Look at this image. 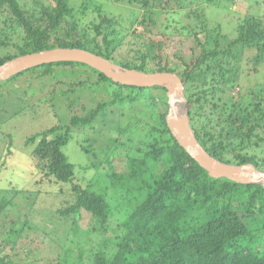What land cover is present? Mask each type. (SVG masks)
<instances>
[{
    "label": "trees",
    "instance_id": "1",
    "mask_svg": "<svg viewBox=\"0 0 264 264\" xmlns=\"http://www.w3.org/2000/svg\"><path fill=\"white\" fill-rule=\"evenodd\" d=\"M22 1L0 0V66L27 54L62 48L90 52L125 70L144 74H177L187 102L193 103L196 109L189 114V121L201 147L219 162L237 166L251 164L264 172V154H255L256 149L261 147L258 142L264 143V138L257 132L264 122V109L254 106L253 111L259 117L254 115L253 118L251 112L242 116L248 109L243 107L242 101L229 107L228 102L222 103L220 108L216 105L210 108V114H217V110L222 114V110L228 107L229 113L223 122L240 133L241 147L238 152H235L237 147L226 144L231 145L230 153H226L224 142L230 139V134L225 128L217 132L209 128L213 122L203 124L198 113L204 105L202 99L205 96L212 94L213 102L214 95L226 93L224 88L229 81L228 74L233 72L226 67L235 58L233 51L237 47L255 50L254 66L263 62L264 24L256 15L239 22L236 38L222 49L219 41L222 33L217 31L218 27L208 25L203 5L219 7L224 0H126L128 4L140 8L137 15L132 11L130 25L137 23L147 28V23L161 22L164 29L174 34L190 32L201 57L190 63L180 56L175 57L184 67L182 72L177 73L160 56L162 43H149L144 50H137L132 59L116 60L119 48L129 33L121 28L118 17L105 14L98 5L94 7L97 23L80 18L88 10L86 4L90 1L94 3L93 0H80V6L71 3L72 0H31L30 5ZM184 19L189 22L184 23ZM192 20L200 25L206 39L210 37L209 49L207 42L199 40L200 32L190 25ZM79 68L96 74L101 85L112 88L114 99L120 104L137 102L146 92L159 90L164 99L158 98L156 102L152 99L154 110L160 102L168 106L164 88L115 84L96 70L79 63L45 64L24 72L33 70L29 73L32 75L38 69L41 70V77L51 78L70 74ZM190 69L193 71L189 72ZM198 70L201 72L198 73ZM208 80L212 82L208 83ZM73 84L84 85V82ZM232 84L228 85L231 87ZM255 100L260 104L261 100L256 97ZM109 103L114 104L115 100ZM107 105V102H100L89 116L80 118L73 115L68 125L51 126L25 141L26 145H35L32 158L36 161L37 173H40L39 179L32 181V185L43 186L44 182L47 185L60 182L69 185L72 201L62 195V206L55 209L61 223L68 224L74 233L84 236L87 244L91 243V234L97 232L100 235L96 243L89 245L85 256L81 252L72 259V252L66 249L62 264H264V240H261L264 237V186L210 178L170 134L165 123L166 111L150 115L155 123L148 126L151 136L149 150L140 160L130 158L127 172L108 176V183L99 180L90 181V185L89 181L74 182V165L63 152L71 138V129L79 124L89 126ZM244 127L248 132H243ZM252 137L256 139L253 151L250 150L253 147L251 143L249 146L244 143L245 139ZM79 147L88 152L81 145ZM158 162L162 164V170L157 169ZM84 168L93 170L94 174L97 170L94 166ZM10 190L15 195L23 192L32 194L31 198L38 195L31 186L23 190L11 187ZM11 203L12 199L8 200L7 196L0 197V224L2 213ZM115 209L119 210L121 220L115 228H110L109 219ZM83 215L91 220L92 226L87 230L79 227V219ZM27 216L10 220L0 233V264H14L9 253L3 255V249L16 245L23 232L30 228Z\"/></svg>",
    "mask_w": 264,
    "mask_h": 264
},
{
    "label": "rangeland",
    "instance_id": "2",
    "mask_svg": "<svg viewBox=\"0 0 264 264\" xmlns=\"http://www.w3.org/2000/svg\"><path fill=\"white\" fill-rule=\"evenodd\" d=\"M30 1L23 0L22 2L30 5ZM93 1L94 3L90 1L86 4L88 10L82 14L84 17L80 15V18L87 22L96 21L97 23L94 7L98 5L105 14L118 17L121 20V28L124 27V30L129 33L119 48L116 60L132 59L137 50H144L149 43H162L160 56L163 60H167L168 66L174 68L177 73L182 72L184 67L175 57L180 56L187 63L196 62L201 57L200 49L190 36V32L174 34L171 30L164 29L161 22L151 23L152 25L146 22L147 28L137 23L130 25L132 11L137 15L140 8L128 4L126 0ZM71 3L80 6V0H72ZM203 8L204 19L208 25L212 28L218 27L217 31L222 33L219 39L222 49L236 38L239 22L245 18L249 20L251 17L248 16L256 15L257 19L264 24L263 0H236L235 3L224 0L220 2L219 7L205 4ZM183 22L187 24L189 21L184 19ZM190 25L200 32L199 40L202 43L207 42V49H209L210 37L206 39L205 34L200 30V25L195 21L192 20ZM233 53L235 58L231 59L226 67V69L233 70L228 74L229 81L224 88L226 93L214 95L213 102L212 94L205 96L202 99L204 105L198 111L199 120L202 118L203 124L213 122L209 124V128H213L216 132L225 128L226 133L230 134V139L227 142L224 141L226 153L231 152V145L237 147L235 152H238V148L241 147V137L238 138L240 133L235 127L223 122V118L229 113V105L242 101L243 107L248 108L242 116H247L251 112L253 118L254 115L259 117L257 112L253 111L254 106L259 105V109H264V60L254 66L255 50H244L237 47ZM161 64L163 65L164 62L161 61ZM202 69L205 67L202 66ZM35 70L32 75L29 73L33 70L0 82V197L5 195L8 200L12 199L11 205L2 213L0 233L7 227L10 220L24 219L26 214H28L27 220L30 224V228L23 232L22 238L16 245H8L3 249V255L9 253L14 264H62V255L66 249L72 252V259L77 258L81 252L85 256L89 245L96 243L100 235L97 232L91 234V243L87 244L84 236L79 232L74 233L68 228V224L61 223L55 209L62 206L64 200L62 195H65L66 200L72 201L69 185L61 182L50 185L44 182L43 186L32 185V181L39 179L40 173H37L36 161L32 158L35 145H26V139L51 126L68 125L73 115L80 118L89 116L100 102H107L108 105L98 113L89 126L79 124L78 127H72L71 138L63 148V152L69 162L74 165L75 183L79 184L81 180L89 181V185L92 180L108 183V176H119L127 172L130 158L140 160L144 157L151 141L148 126L155 123L150 115L153 112L162 114L166 111L167 113L168 106L160 102L154 110L152 99L156 102L158 98L164 97L159 90L149 92V94L146 92L137 102L120 104L114 99L112 88L101 85L97 81L96 74L84 69H75V72L71 69L72 73L66 74L67 76L60 74L51 78L41 77V70ZM192 71L189 70V72ZM200 72L198 70V73ZM78 82H84V85L73 84ZM211 82L208 80V83ZM230 82H233L231 87L228 85ZM165 95L167 97V93ZM182 97L183 101L175 105L177 114L187 116L189 119V114L196 109L193 103L187 102L184 90ZM255 97L261 100L260 104L257 103ZM112 100H115L114 104L109 103ZM222 103H228V107L222 110V114L218 110L217 114L209 113L213 105L220 108ZM220 116L222 120L218 119ZM236 125L239 126L238 123ZM263 125L257 132L264 138ZM243 132H248L247 128L244 127ZM255 142L254 137L244 140L246 145L249 146L251 143L253 146H250L251 151L256 148ZM227 143L231 145L227 146ZM258 144L261 147L256 149L255 154L260 152L263 155L264 143L258 142ZM80 145L88 152L82 150ZM90 166L97 168L95 174L93 170L84 168ZM156 167L158 170L163 169L160 162L156 164ZM30 186L38 193L37 198H31L32 194L26 192L15 195L14 191L10 190L11 187L23 190ZM119 220H121V214L118 209H115L112 218L109 219L110 228H115ZM79 225L81 230H87L92 226L87 215L80 217ZM261 240H264V237Z\"/></svg>",
    "mask_w": 264,
    "mask_h": 264
},
{
    "label": "water",
    "instance_id": "3",
    "mask_svg": "<svg viewBox=\"0 0 264 264\" xmlns=\"http://www.w3.org/2000/svg\"><path fill=\"white\" fill-rule=\"evenodd\" d=\"M79 63L86 65L115 84L136 88L163 87L167 93L168 111L165 123L178 145L192 158L210 178H225L237 184H260L264 186V172L251 164L230 165L211 157L198 143L189 125L187 116L177 114L176 103L183 101V84L173 73L144 74L134 70H125L111 62L80 49H52L27 54L12 59L0 66V82L34 67L53 63Z\"/></svg>",
    "mask_w": 264,
    "mask_h": 264
},
{
    "label": "clouds",
    "instance_id": "4",
    "mask_svg": "<svg viewBox=\"0 0 264 264\" xmlns=\"http://www.w3.org/2000/svg\"><path fill=\"white\" fill-rule=\"evenodd\" d=\"M177 75V74H176ZM190 125V124H189ZM191 128V127H190Z\"/></svg>",
    "mask_w": 264,
    "mask_h": 264
}]
</instances>
